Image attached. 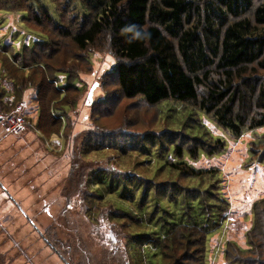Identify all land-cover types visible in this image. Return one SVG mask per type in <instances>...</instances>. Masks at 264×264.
I'll list each match as a JSON object with an SVG mask.
<instances>
[{
  "label": "rangeland",
  "instance_id": "1",
  "mask_svg": "<svg viewBox=\"0 0 264 264\" xmlns=\"http://www.w3.org/2000/svg\"><path fill=\"white\" fill-rule=\"evenodd\" d=\"M9 1L0 10V264H143L141 244L149 236L134 243L133 258L127 242L129 230L145 229L136 227L141 223L132 217L114 219L115 206L127 205L94 184L102 173L113 171L114 176L157 175L159 182L173 177L175 184L195 185L158 167L167 157L169 162L177 158L172 149L163 158L156 141L169 147L174 140L183 147L196 144L166 131L175 125L225 142L213 155L199 151L198 158L181 157L195 169H215L216 175L206 173L202 184L213 182L212 189L220 190L228 206L224 227L207 238L205 264H264L259 257H264V239L256 234L252 214L253 204L264 200V126L233 136L197 106L126 100L114 75L117 58L107 44L79 50L64 35V27L54 26L58 16L67 24L74 15L67 9L69 1H37L52 20L46 12L28 8L27 0L19 5ZM195 1L199 6L215 0ZM11 59H18L25 71L15 70ZM215 70L211 68L213 79L220 76ZM38 87H43L41 102ZM68 100L66 111L57 109ZM9 114L23 118L20 133L5 127ZM187 243L162 264H199L197 243Z\"/></svg>",
  "mask_w": 264,
  "mask_h": 264
},
{
  "label": "trees",
  "instance_id": "2",
  "mask_svg": "<svg viewBox=\"0 0 264 264\" xmlns=\"http://www.w3.org/2000/svg\"><path fill=\"white\" fill-rule=\"evenodd\" d=\"M15 1L19 5L22 0ZM37 1L27 0V7L48 15ZM64 1H69L67 9L74 15L67 24L58 16L59 22L54 26L64 27V35L79 50L107 44L117 58L114 75L126 100L140 98L150 106L167 101L197 106L198 111L233 136L264 126V0H257V5L255 0H215L199 6L195 0ZM9 5V0H0V10ZM48 17L52 20L50 14ZM35 19L39 21L38 17ZM11 60L15 70L25 71L26 68L18 67V59ZM24 61L23 58L22 64ZM211 68L220 72L216 79L211 77ZM256 68L262 73H249ZM25 86L21 94L30 83ZM38 88L41 102L43 87ZM70 104L68 100L57 109L66 111ZM194 119L190 114L189 121L198 128L199 122ZM184 129L175 125L166 131L180 133L196 144L183 147L169 138L173 145L169 147L156 141L161 143L162 157L172 149L177 158L169 162L167 157L158 167L184 175L195 185L175 184L173 177L159 182L155 180L157 175L130 176L119 172L114 176L113 171L102 173L94 184L116 196L122 206L127 205L126 209L115 206L111 212L114 219L132 217L141 224L131 226L145 229L142 233L129 230L127 242L133 258L137 254L134 243L139 237L149 236L150 241L141 244L143 264H162V260L174 257L180 244L186 246L189 241L197 243L198 247L193 245L194 250L199 249V264H205L208 236L227 221L228 206L220 190L212 189L213 182L202 184L206 173L209 177L216 175L215 169L198 170L181 158L183 153L198 158L199 151L213 155L224 149L225 142L213 139L207 132L199 133V129ZM150 160L152 157L144 161ZM257 204H253L252 214L257 223L256 234L264 239V200ZM260 247L264 248V243Z\"/></svg>",
  "mask_w": 264,
  "mask_h": 264
},
{
  "label": "built area",
  "instance_id": "3",
  "mask_svg": "<svg viewBox=\"0 0 264 264\" xmlns=\"http://www.w3.org/2000/svg\"><path fill=\"white\" fill-rule=\"evenodd\" d=\"M23 118L16 116L15 114H9L4 117L5 127L9 130H13L16 133H20L23 129Z\"/></svg>",
  "mask_w": 264,
  "mask_h": 264
}]
</instances>
